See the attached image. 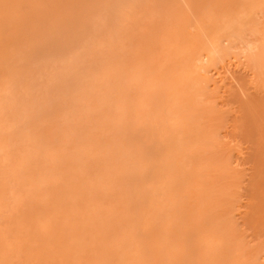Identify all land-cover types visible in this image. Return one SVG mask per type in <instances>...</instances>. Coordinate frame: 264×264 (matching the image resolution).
I'll use <instances>...</instances> for the list:
<instances>
[{
    "label": "rangeland",
    "instance_id": "obj_1",
    "mask_svg": "<svg viewBox=\"0 0 264 264\" xmlns=\"http://www.w3.org/2000/svg\"><path fill=\"white\" fill-rule=\"evenodd\" d=\"M126 1L0 0V264H264V0Z\"/></svg>",
    "mask_w": 264,
    "mask_h": 264
},
{
    "label": "bare ground",
    "instance_id": "obj_2",
    "mask_svg": "<svg viewBox=\"0 0 264 264\" xmlns=\"http://www.w3.org/2000/svg\"><path fill=\"white\" fill-rule=\"evenodd\" d=\"M123 1H124V2H127L126 0H123ZM124 2H122V3L119 2V3H121L122 5L118 3L117 7L120 6V5H121V7H120V9H119V8H116L115 10H117V11L119 10V11H120L121 8H122V6H123V3H124ZM127 3H128V2H127ZM127 3H126V4H127ZM126 4L124 3V6H125ZM124 6H123V7H124ZM111 8H112V7H111ZM122 10H124V9H122ZM122 10H121V12H122ZM110 11H111V10H110ZM117 11H116V13L118 14L119 11H118V12H117ZM121 12H120V13H121ZM99 14H100V13H99ZM111 14H112V13H111ZM118 15H120V14H118ZM121 15H122V14H121ZM101 16H102V15H101ZM116 16H117V15H116ZM108 17H109V16H108ZM111 17H112V16H111ZM101 18H102V17H101ZM106 18H107V17H106ZM106 18H105V19H106ZM109 20H110V18H109ZM229 20H230V19H229ZM230 21H231V20H230ZM107 23H108V22H107ZM229 23H230V22H228V24H229ZM111 24H114V23L111 22ZM231 24H232V23H231ZM97 25H98V24H97ZM231 26H232V25H231ZM107 27H109V26H107ZM95 28H96V27H95ZM85 32H86V31H85ZM78 39H79V37H78ZM76 40H77V39H76ZM76 40H75V41H76ZM75 41H73V42H75ZM79 41H80V39H79ZM77 44H80V42H79V43L77 42ZM77 44H75V45H77ZM74 47H76V46H74ZM78 47H79V46H78ZM78 47L75 48L76 51L78 50ZM78 54H79V53H78ZM75 58H77V57H75ZM75 58L72 60V62L74 61L73 64H72L73 66L75 65L74 67H76V66H77L76 64H78L77 62H79V60H77V59H75ZM76 60H77V62H76ZM72 62H71V63H72ZM77 67H78V66H77ZM80 69H81V68H80ZM80 69H79V70H80ZM77 70H78V69H77ZM77 73H79V72H77ZM8 76H10V75H8ZM105 76H106V75H105ZM103 78H104V77H103ZM118 78H119V77H118ZM5 79H6V78H5ZM5 79H4L3 81H5ZM15 80H16V79H15ZM122 80H123V79H122ZM1 82H2V81H1ZM8 82L10 83L11 81H8ZM14 82H15V81H14ZM88 82H89V81H87V83L85 82V85L87 84L86 86H88V90H89V88L91 87V84H92V87H94L95 85L93 84V82H91V84H90V83L88 84ZM100 82H101V81H100ZM120 82H121V81H120ZM2 83H3V82H2ZM83 84H84V81H83ZM97 84H98V83H97ZM136 84H137V83H136ZM183 85H184V84H183ZM7 86H9V84H8ZM86 86H85V87H86ZM181 87H182V86H181ZM83 88H84V87H83ZM86 89H87V87H86L85 89H83V90H86ZM90 89H91V88H90ZM179 89H180V88H179ZM172 90H173V89H172ZM84 92H85V91H84ZM86 92H87V90H86ZM165 93H166V92H165ZM147 94H148V93H147ZM118 95H119V94H118ZM84 96H85V95H84ZM88 96H89V95H88ZM78 97H79V96H78ZM78 99H79V98H78ZM80 99H81V98H80ZM149 102H150V101H149ZM80 103H81V102H80ZM73 105H74V104H73ZM158 105H159V104H158ZM157 117H158V116H157ZM151 126H152V125H151ZM156 127H157V126H156ZM155 130H156V129H155ZM158 130H159V129H158ZM165 148H166V147H165ZM168 153H169V152H168ZM170 153H171V152H170ZM161 172H162V171H161ZM181 175H182V174H181ZM162 177H163V176H162ZM169 178H170V177H169ZM162 180H163V179H162ZM170 182H171V180H170ZM154 183H155V182H154ZM171 183H172V182H171ZM168 186H169V185H168ZM156 189H157V188H156ZM169 194H170V193H169ZM173 195H174V194H173ZM173 197H174V196H173ZM154 199H156V198H154ZM174 199H175V198H174ZM172 202H173V201H172ZM158 203H159V202H158ZM155 204H157V203L155 202ZM156 208H157V207H156ZM157 209H158V208H157ZM157 209H155V210H157ZM161 211H162V210H161ZM152 214H153V213H152ZM162 218H163V217H162ZM119 250H120V249H119ZM116 251H117V250H116ZM116 251H115V252H116ZM111 252H112V251H111ZM116 253H117V252H116ZM117 254H118V253H117ZM110 256H111V255H110Z\"/></svg>",
    "mask_w": 264,
    "mask_h": 264
}]
</instances>
